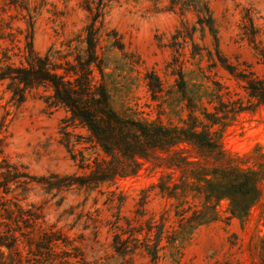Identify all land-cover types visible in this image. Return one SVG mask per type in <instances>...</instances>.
I'll return each instance as SVG.
<instances>
[{"label":"rangeland","instance_id":"obj_1","mask_svg":"<svg viewBox=\"0 0 264 264\" xmlns=\"http://www.w3.org/2000/svg\"><path fill=\"white\" fill-rule=\"evenodd\" d=\"M209 1L218 25L220 52L226 63L235 66L236 73L224 68L216 56L217 65L209 60L207 49L214 52L213 39L197 24L192 6L182 11L181 4L171 8L172 0H112L106 8L99 44V52L106 57L105 83L111 104L120 114L169 125H185L192 112L204 120L203 112H213V105L220 100L243 102L248 108L221 118L212 130L218 133L226 155L234 159L232 163L245 171L255 170L259 177L264 104L250 96L245 87L247 77L240 74L264 81V0ZM83 5L84 0H0V56L8 49L15 62L22 60L29 13L35 21L33 43L37 52L44 54L50 46L66 49L69 43L80 48L83 29L89 22ZM182 22L188 28L196 25V31L193 40L187 37L178 51L171 47L172 36ZM175 58L179 61L173 71ZM179 68L186 80L185 94L177 86ZM150 76L152 86L158 77L160 89L151 88ZM6 84L0 82V166L5 158L34 175L35 180L28 182L27 189L14 181L9 182L7 193L0 189V220L7 221L4 217L8 211L15 216L18 208L32 210L40 214L43 228H52L60 235L51 248L37 251L33 243V254L22 238L24 260L30 259L25 264L260 262L264 178L261 198L244 217L231 213L228 198L206 201L203 189L191 184L193 179L165 165V157L170 155L164 151L141 158L135 174L113 182L50 189L38 180L52 174L88 173L89 168L80 167L81 158L93 159L100 149L88 140L85 127L69 119V111L44 101L49 91L32 89L23 102L17 103ZM181 147L195 151L188 144ZM72 153L77 156L75 160ZM173 183L179 184L176 197L161 189ZM182 210H186L184 218L179 214ZM194 210L205 214L206 219L196 222L190 218ZM161 223L160 256L152 261L143 244L144 236L152 228L148 242H155ZM117 234L128 239L131 251L116 250ZM34 241H38L37 235ZM133 245L138 247L132 249ZM65 260L69 263H63Z\"/></svg>","mask_w":264,"mask_h":264},{"label":"trees","instance_id":"obj_2","mask_svg":"<svg viewBox=\"0 0 264 264\" xmlns=\"http://www.w3.org/2000/svg\"><path fill=\"white\" fill-rule=\"evenodd\" d=\"M111 1L84 0L83 7L89 13V22L83 29L80 48L69 43L66 49L50 46L44 54L37 52L33 43L35 21L33 15L29 13V18L26 19L22 60L15 62L8 49L0 56V82H7L6 88L17 103L23 102L32 89L44 88L45 91H49L43 96L44 101L50 106H61L69 111V119L85 127L89 132L88 140L100 149L93 159L85 155L81 158L80 167L89 168L88 173L52 174L48 178L41 177L38 182L47 183L48 188L58 190L74 184L97 186L105 181L113 182L118 177L135 174L141 158L151 157L157 155L159 151H164L170 155L169 158L165 157V165L169 169L179 170L188 179H193L191 184L203 189L206 201L228 198L231 213L246 216L251 205L259 201L263 193L261 182L264 178V151L260 150L258 164L262 176L258 177L255 170L245 171L232 163L234 159L227 156L221 148L220 137L212 127L218 124L221 118L248 107L241 101L227 103L220 100L219 104L213 105V112H203L204 120H199V117L192 112L189 122L187 121L183 126L135 119L117 112L111 104V94L105 83L106 57L104 53L99 52L106 8ZM179 4L182 11L188 8L186 6H192L201 30L209 31L213 39L214 52L210 48L207 49V56L212 64L217 65L216 58H218L224 68L232 74L236 73L233 68L235 66L226 63L225 57L220 52L218 25L213 17L210 1L172 0L171 8L174 9ZM195 31L196 25L188 28L186 22H182V26L172 36L171 47L178 49L184 46L187 37L193 40ZM199 51L197 54L201 53ZM174 60L176 64L179 58ZM177 65H174L173 71L177 70ZM178 75L177 86L185 94L186 80L180 68ZM240 75L247 77L245 87L250 96L264 104V81L246 74ZM155 80L157 84L152 86L151 78L149 83L151 88L160 89L158 77L155 76ZM182 144L191 145L195 151L189 152L181 147ZM186 151L189 155L185 153ZM76 158L77 156L73 154V160ZM0 169H2L0 189L2 188L4 193L9 191L10 181L27 189L28 182L35 180L34 175L20 170L5 158L2 159ZM178 188L179 184L173 183L171 186H162L161 189H167L170 196L176 197ZM185 211L179 212L182 218L186 216ZM6 213L8 215L6 214L4 218L7 221L0 220V264L29 262L30 259L24 260L22 253L23 240L30 248L29 253L33 254V243L38 248L37 251H40L43 247L51 248L50 246L60 239L58 232L52 228L47 230L42 227V223L39 222L40 214L32 210L18 208V214L15 216L12 215L13 211ZM193 214L190 218L196 222L206 219V215L198 210H194ZM211 217L217 219L216 215ZM159 227L155 242H148L152 228H148L147 235L144 236L143 244L152 261H157L160 256L159 242L164 232L163 224H159ZM35 235L38 236L37 242L34 241ZM133 239L138 240L137 237ZM114 246L119 252L131 251L128 239H123L118 234L115 236ZM137 247L138 245H133L132 249ZM262 250V258L258 264H264V244ZM63 263H69V260Z\"/></svg>","mask_w":264,"mask_h":264}]
</instances>
